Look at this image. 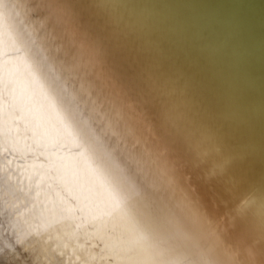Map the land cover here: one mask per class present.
<instances>
[{
	"label": "bare ground",
	"instance_id": "1",
	"mask_svg": "<svg viewBox=\"0 0 264 264\" xmlns=\"http://www.w3.org/2000/svg\"><path fill=\"white\" fill-rule=\"evenodd\" d=\"M264 264V0H0V264Z\"/></svg>",
	"mask_w": 264,
	"mask_h": 264
},
{
	"label": "snow or ice",
	"instance_id": "2",
	"mask_svg": "<svg viewBox=\"0 0 264 264\" xmlns=\"http://www.w3.org/2000/svg\"><path fill=\"white\" fill-rule=\"evenodd\" d=\"M137 264H142V262H137ZM153 264H167V262H164V261H156V262H153Z\"/></svg>",
	"mask_w": 264,
	"mask_h": 264
}]
</instances>
